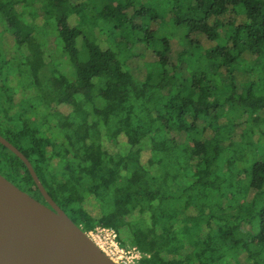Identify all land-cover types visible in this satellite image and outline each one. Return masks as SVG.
<instances>
[{"label":"trees","instance_id":"16d2710c","mask_svg":"<svg viewBox=\"0 0 264 264\" xmlns=\"http://www.w3.org/2000/svg\"><path fill=\"white\" fill-rule=\"evenodd\" d=\"M0 11L19 44L37 25L56 30L73 65V81L54 78V127L26 110L0 116V134L78 225L113 227L146 252L138 264H264V202L252 205L264 194V0H8ZM34 45V79H49ZM238 164L251 167L252 196L216 203L239 193L220 173ZM0 173L41 197L1 142Z\"/></svg>","mask_w":264,"mask_h":264},{"label":"water","instance_id":"95a60500","mask_svg":"<svg viewBox=\"0 0 264 264\" xmlns=\"http://www.w3.org/2000/svg\"><path fill=\"white\" fill-rule=\"evenodd\" d=\"M27 165L41 197L0 173V264H119L52 198L28 157L0 134Z\"/></svg>","mask_w":264,"mask_h":264},{"label":"rangeland","instance_id":"374dc122","mask_svg":"<svg viewBox=\"0 0 264 264\" xmlns=\"http://www.w3.org/2000/svg\"><path fill=\"white\" fill-rule=\"evenodd\" d=\"M6 1L8 0H0L3 4H5ZM149 1L150 0H146V2ZM20 10L21 9H16L17 12ZM29 11H31L33 15L38 14L40 17L42 16V10H35L34 12V10L29 9ZM46 17L47 16H44V18ZM7 25L5 15L0 11V63L4 60H8L9 62L5 69L2 68V75H0V78H2V81H0V116L2 118L13 117L16 112L29 110L28 114L33 123H41L42 120L39 119L38 116L45 115L47 125L49 127H54L56 123L55 117L57 110V107L54 105L55 101L53 100V98L56 97L54 88L57 85L56 83L59 82V80L57 81L54 78L66 76L68 80L73 81V65L69 60H67L66 55L64 57V54L59 50L61 44L60 42H57L56 30L51 32L50 28L47 27L48 31L47 34H45L43 29L40 31L39 25H37L38 31L35 32L38 33L33 35L35 39L32 41V44L27 42L26 46V42L19 44L18 42L11 41L12 39H9L10 34L13 35L14 31L11 30L9 32L6 29ZM97 31H99V29ZM93 32H95V29H92L89 33ZM31 45H34V48L39 51L44 52V49L46 50L48 56H45L47 65H45L39 73L44 71V73L50 74L49 79L44 78L42 80L38 73V78H36L37 82L34 79L32 74V61H29L28 59V53L31 52ZM37 61L38 63H41V58H37ZM133 63H136V61L131 62V64ZM262 69L264 71V63ZM56 70L59 72L54 73ZM28 73H30L33 77H31ZM260 76V79L264 81V74ZM55 129L57 130L59 128L56 127ZM55 129H49L46 131L57 132ZM262 143L263 144H261V146L263 148L261 150V156L264 155V140ZM247 155L250 156V153H247ZM250 168V165L245 167L244 165L241 166L238 164L234 171H228L227 173L223 170L220 171L223 176L231 178L228 183H237L235 185V189L239 190V193H237L236 197L232 199L224 198V196L221 195L218 200H215V202L217 203L222 201L223 205L224 201H228V204L234 203L232 206L238 205V202L240 201L247 202L252 196L251 194L246 195L244 193V190L248 189L250 185ZM263 202L264 194L261 195L258 203H253L252 205L253 207L258 208L261 207ZM229 211H232V209H229ZM246 227H248V225ZM128 245L135 244L129 243Z\"/></svg>","mask_w":264,"mask_h":264},{"label":"built area","instance_id":"2783aa9c","mask_svg":"<svg viewBox=\"0 0 264 264\" xmlns=\"http://www.w3.org/2000/svg\"><path fill=\"white\" fill-rule=\"evenodd\" d=\"M96 244L119 264H137L147 254L137 245H122L113 227L97 225L86 231Z\"/></svg>","mask_w":264,"mask_h":264},{"label":"flooded vegetation","instance_id":"af4514ba","mask_svg":"<svg viewBox=\"0 0 264 264\" xmlns=\"http://www.w3.org/2000/svg\"><path fill=\"white\" fill-rule=\"evenodd\" d=\"M13 182V181H12ZM40 198V197H39Z\"/></svg>","mask_w":264,"mask_h":264}]
</instances>
